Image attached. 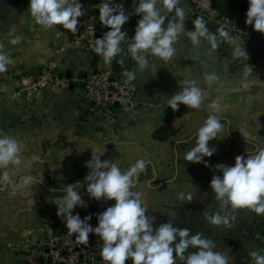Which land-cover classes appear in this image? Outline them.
Masks as SVG:
<instances>
[{"label": "crops", "instance_id": "1", "mask_svg": "<svg viewBox=\"0 0 264 264\" xmlns=\"http://www.w3.org/2000/svg\"><path fill=\"white\" fill-rule=\"evenodd\" d=\"M210 1L212 8L247 34L243 44L248 61L235 58L233 46L227 42L211 50L207 41L193 46L181 35L168 62L149 55L148 64L141 70L127 52V44L122 43L124 51L106 65L92 50L96 37L103 34L98 32L94 41L80 34L84 23L96 15L94 6L100 0H80L85 14L78 17V28L73 33L62 25L47 30L37 25L27 9L29 0H0V44L14 61L0 73V133L20 141L24 145L23 159L30 162L27 170L13 169L16 181L29 171L38 180L43 176L30 195H22L19 189L12 195L11 184L0 186V264H27L12 248L23 241L35 244L40 222L47 221L55 228L65 226L50 200L63 195L64 184L81 183L80 195L88 205L74 209L81 218L102 212L114 203L89 199L83 184L89 171L85 161L91 156V148L86 147L105 149L101 159L113 160L121 169L143 158L146 166L135 178L132 191L141 193L148 214L156 218L154 223L171 220L174 226L187 227L193 234L200 232L216 244L214 250L230 257L229 264H247L248 253L257 249L258 237L264 233V215L241 208L229 212L235 218L228 226L210 224L205 214L220 211V203L209 187L215 170L203 163H189L183 153L193 145V134L208 115L207 104L217 97L223 105L220 119L224 127L217 139L209 141V146L217 149L204 158L209 165H232L236 155L264 147V34L244 23L247 0ZM116 2L131 13L136 0ZM180 6L185 10V28L191 30L195 17L181 2ZM138 18L130 15L122 26L129 38L134 35ZM207 27L216 31L215 27ZM12 36H19L20 42L10 44ZM59 48L63 50L57 52ZM50 60L55 61L67 85L45 86L30 100L17 96L20 81L37 74ZM248 64L252 73L245 76ZM103 70L126 82L140 100L133 111H119L111 126L87 108L81 85L90 74ZM126 71H134L136 79L129 81L123 75ZM66 72L68 78L64 77ZM209 73L218 77L211 84L204 79ZM185 78L198 81L204 100L199 109L181 104L173 112L166 100L180 90L179 82ZM177 192H184L191 201H178ZM92 218L96 222L94 215Z\"/></svg>", "mask_w": 264, "mask_h": 264}, {"label": "clouds", "instance_id": "2", "mask_svg": "<svg viewBox=\"0 0 264 264\" xmlns=\"http://www.w3.org/2000/svg\"><path fill=\"white\" fill-rule=\"evenodd\" d=\"M247 5L244 23L264 34V0H247ZM27 9L31 18L43 29H57V25H62L70 33L77 31L78 17L85 14L80 0H29ZM167 13L173 15L169 17ZM130 15L139 17L131 38L126 30H122ZM98 19L107 30L96 37L92 50L106 65L124 51L122 43L127 44V52L141 70L148 64L149 55L168 62L176 52L174 45L181 35L186 36L193 46L207 41L211 50L227 42L233 46L232 55L235 58L248 61L244 44H239L224 28L211 32L204 17L195 16L191 21L192 29L186 30L185 10L180 6V0H136L131 13H126L123 5L116 0H100ZM20 39L19 36H12L9 43L16 45ZM3 49L4 46L0 44V73L14 62ZM249 73H252V68L248 64L244 74L247 76ZM123 75L129 81L136 79L134 71H126ZM204 79L211 84L218 77L215 73H209ZM179 86L180 90L167 98V106L173 112L181 104L199 109L204 100V90L198 81L185 78L179 82ZM207 109L208 115L196 128L194 143L183 153V158L189 163H203L205 167L215 170L209 187L220 203V211L205 214L208 222L228 226L230 219L235 218L229 212L241 208L264 215V147H257L247 155H236L232 165H209L204 158L211 157L217 150L215 146H209V141L217 139L224 127L220 119L223 111L221 98L209 101ZM244 135L247 136V133ZM88 148H91V156L85 161V167L89 170L84 178L86 183H83L85 191L89 199L111 200L114 203L102 212L83 218L79 213L74 214L76 207L88 206L80 195L79 182L64 184L61 188L63 195L50 199L56 207V215L78 243L87 245L89 234L99 237L102 241L99 256L105 264H126V261H131V264H229L230 257L214 250L216 244L202 233L193 234L187 227L174 226L171 220L154 223L156 218L148 214L141 193L132 191L135 178L145 169L146 161L143 158L135 160L127 169H121L113 160L101 159L105 149H84ZM23 151L24 145L14 136L0 133V186L11 184L12 195L18 189L22 195H30L33 186L43 181L42 175L38 180L30 171L16 181L13 169L19 172L30 168V162L23 159ZM176 198L178 201H191L184 192H177ZM93 215L97 221L95 226L89 223ZM248 256L250 264H264V249H253Z\"/></svg>", "mask_w": 264, "mask_h": 264}, {"label": "built area", "instance_id": "3", "mask_svg": "<svg viewBox=\"0 0 264 264\" xmlns=\"http://www.w3.org/2000/svg\"><path fill=\"white\" fill-rule=\"evenodd\" d=\"M190 15L202 16L211 27L224 28L239 44L247 40V34L233 24L229 17L212 8L210 0H180ZM98 3L95 13L87 20L80 32L81 38L94 41L95 30L103 34L107 29L98 19ZM63 48H59L60 52ZM65 87L67 82L58 77L54 60L41 66L37 74L21 80L16 91L17 96L30 100L33 93L48 85ZM83 98L85 105L101 121L112 125L120 111H133L140 104L139 98L132 92L126 82H120L109 70L97 71L83 80ZM97 222V221H96ZM96 222L92 225L95 226ZM38 237L35 244H22L12 248L27 264H105L100 258L99 251L102 241L99 237L89 234V243L82 245L74 235H70L65 226L52 227L47 221H42L36 227ZM257 249H264V233L258 237ZM131 264V261H126ZM250 264V257L247 262Z\"/></svg>", "mask_w": 264, "mask_h": 264}, {"label": "water", "instance_id": "4", "mask_svg": "<svg viewBox=\"0 0 264 264\" xmlns=\"http://www.w3.org/2000/svg\"><path fill=\"white\" fill-rule=\"evenodd\" d=\"M97 34H98V30H95V36H97ZM36 73H38V71H37ZM67 73H68V72L64 73V77H65V78H68L69 75H70L69 73H68V74H67ZM58 77H59V78L61 77V73H59V72H58ZM81 85H83V84H81ZM40 214H41V213H40ZM89 223H90V224L93 223V218L89 221Z\"/></svg>", "mask_w": 264, "mask_h": 264}, {"label": "rangeland", "instance_id": "5", "mask_svg": "<svg viewBox=\"0 0 264 264\" xmlns=\"http://www.w3.org/2000/svg\"><path fill=\"white\" fill-rule=\"evenodd\" d=\"M27 243H29V242H27V241H23V242L21 243V245H22V244H27ZM19 246H20V245H19Z\"/></svg>", "mask_w": 264, "mask_h": 264}]
</instances>
